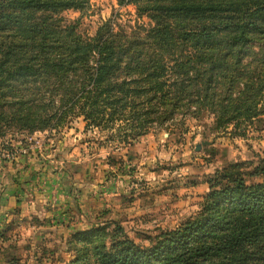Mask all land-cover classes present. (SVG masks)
Masks as SVG:
<instances>
[{
  "label": "trees",
  "instance_id": "1",
  "mask_svg": "<svg viewBox=\"0 0 264 264\" xmlns=\"http://www.w3.org/2000/svg\"><path fill=\"white\" fill-rule=\"evenodd\" d=\"M89 1L0 0V132L48 128L67 111L142 134L179 114L207 112L220 128L264 115V0H117L154 25L129 35L109 21L93 37L62 17ZM208 183L180 227L149 245L87 231L72 264H264V161L229 164Z\"/></svg>",
  "mask_w": 264,
  "mask_h": 264
},
{
  "label": "rangeland",
  "instance_id": "2",
  "mask_svg": "<svg viewBox=\"0 0 264 264\" xmlns=\"http://www.w3.org/2000/svg\"><path fill=\"white\" fill-rule=\"evenodd\" d=\"M62 17L91 37L109 21L129 35L154 25L117 0H90ZM59 116L41 130L0 132V264H72L84 256L74 237L93 230L95 243L117 235L149 245L199 213L217 171L264 161V115L220 128L207 112L179 114L144 134L135 123L98 129L76 112Z\"/></svg>",
  "mask_w": 264,
  "mask_h": 264
},
{
  "label": "crops",
  "instance_id": "3",
  "mask_svg": "<svg viewBox=\"0 0 264 264\" xmlns=\"http://www.w3.org/2000/svg\"><path fill=\"white\" fill-rule=\"evenodd\" d=\"M0 206L2 207V209H4V208H5V203L2 202V203L0 204ZM5 209H6V208H5ZM1 216H2V215H1ZM55 218H56V217H55Z\"/></svg>",
  "mask_w": 264,
  "mask_h": 264
},
{
  "label": "water",
  "instance_id": "4",
  "mask_svg": "<svg viewBox=\"0 0 264 264\" xmlns=\"http://www.w3.org/2000/svg\"><path fill=\"white\" fill-rule=\"evenodd\" d=\"M199 148V147H198Z\"/></svg>",
  "mask_w": 264,
  "mask_h": 264
}]
</instances>
